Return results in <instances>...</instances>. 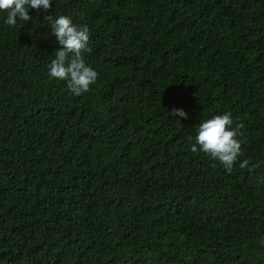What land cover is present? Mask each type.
<instances>
[{
  "label": "trees",
  "instance_id": "16d2710c",
  "mask_svg": "<svg viewBox=\"0 0 264 264\" xmlns=\"http://www.w3.org/2000/svg\"><path fill=\"white\" fill-rule=\"evenodd\" d=\"M29 15L0 12V264H264V0ZM60 15L91 33L80 96L48 75ZM226 112L243 124L230 173L191 151Z\"/></svg>",
  "mask_w": 264,
  "mask_h": 264
},
{
  "label": "clouds",
  "instance_id": "9594fccd",
  "mask_svg": "<svg viewBox=\"0 0 264 264\" xmlns=\"http://www.w3.org/2000/svg\"><path fill=\"white\" fill-rule=\"evenodd\" d=\"M51 7L52 0H0V12H7L5 23L12 27L17 25V18L24 22L32 20L29 8L47 12ZM45 19L51 21L52 35L59 44L48 65L49 77L66 81L68 90L75 96L88 92L98 76L85 59V53L91 51L89 28L73 23L72 18L67 15H60L54 21L51 16ZM171 114L187 119V113L183 109L173 108ZM242 128V123L234 126L230 112L203 120L198 124L191 151L206 153L230 173L242 154V141L238 138L242 136ZM248 165L249 161L244 160L240 167L246 168Z\"/></svg>",
  "mask_w": 264,
  "mask_h": 264
}]
</instances>
